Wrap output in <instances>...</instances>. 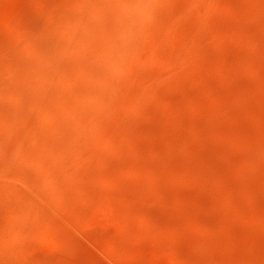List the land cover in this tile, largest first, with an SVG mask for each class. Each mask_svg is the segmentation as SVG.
<instances>
[{"label": "rangeland", "instance_id": "374dc122", "mask_svg": "<svg viewBox=\"0 0 264 264\" xmlns=\"http://www.w3.org/2000/svg\"><path fill=\"white\" fill-rule=\"evenodd\" d=\"M0 264H264V0H0Z\"/></svg>", "mask_w": 264, "mask_h": 264}]
</instances>
